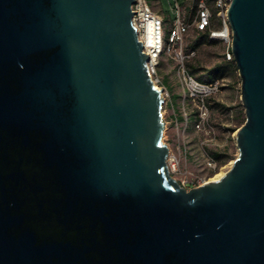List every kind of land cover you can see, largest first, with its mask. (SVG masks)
I'll use <instances>...</instances> for the list:
<instances>
[{
    "label": "water",
    "instance_id": "obj_1",
    "mask_svg": "<svg viewBox=\"0 0 264 264\" xmlns=\"http://www.w3.org/2000/svg\"><path fill=\"white\" fill-rule=\"evenodd\" d=\"M133 2L0 0V264H264V0L228 10L239 156L190 190L168 168L163 88ZM9 148L49 169L78 241L51 239L22 209Z\"/></svg>",
    "mask_w": 264,
    "mask_h": 264
},
{
    "label": "rangeland",
    "instance_id": "obj_2",
    "mask_svg": "<svg viewBox=\"0 0 264 264\" xmlns=\"http://www.w3.org/2000/svg\"><path fill=\"white\" fill-rule=\"evenodd\" d=\"M213 4V0H209ZM153 10L162 15L165 20L166 34L175 18L173 0H150ZM183 5L189 6L192 0H181ZM213 28H219V20H214ZM232 31V30H231ZM198 31L191 29L184 40V50L191 55L187 67L192 64L196 69L197 78L207 77L208 70L226 59L227 44L220 39L204 40L196 49H190L189 44L194 40ZM232 34V33H231ZM234 60V59H233ZM178 61L164 56L159 64L158 72L162 84L169 90L170 97L175 94V106L167 107L164 101L163 117L165 129L163 140L169 147V152L178 158L176 170H170L171 175L186 189L190 190L199 181L210 180L217 173H226L239 156L237 145V131L246 121L245 107L242 103L241 77L238 69L227 71L219 79L224 83L221 92L215 95L210 102V118L204 130L195 128L196 108L187 98L179 83ZM164 76L166 78L163 81ZM214 152L224 155L219 161L221 168L217 172L206 166L208 155ZM171 169V168H170Z\"/></svg>",
    "mask_w": 264,
    "mask_h": 264
},
{
    "label": "built area",
    "instance_id": "obj_3",
    "mask_svg": "<svg viewBox=\"0 0 264 264\" xmlns=\"http://www.w3.org/2000/svg\"><path fill=\"white\" fill-rule=\"evenodd\" d=\"M173 1L176 16L167 34L164 17L153 10L148 0H134L131 7L132 23L143 45V51L149 57L148 67L153 81L159 89L163 88L164 101H167L170 93L159 76L160 61L164 56L178 61L179 83L196 108L195 128L202 131L210 118L211 99L221 92L224 83L220 79L211 82L201 81L189 71L186 61L195 52L192 51L191 54L185 52L183 47L185 35L193 28L198 32L208 31L211 39H220L227 44L225 57L227 60H233L232 31L228 22V10L233 0H213V4L209 0H192L189 6L188 3L183 5L181 0ZM215 17L221 23L220 28H213ZM167 164L169 170H176L178 158L169 152ZM206 166L213 172L221 168L220 162L211 155L206 158ZM206 181L208 180L199 181L194 187H200ZM180 184L183 186V183Z\"/></svg>",
    "mask_w": 264,
    "mask_h": 264
},
{
    "label": "flooded vegetation",
    "instance_id": "obj_4",
    "mask_svg": "<svg viewBox=\"0 0 264 264\" xmlns=\"http://www.w3.org/2000/svg\"><path fill=\"white\" fill-rule=\"evenodd\" d=\"M7 153L9 159L16 160L15 162L21 161L18 188L29 190L28 193L22 195V198L26 197L23 200L22 209L25 212L31 211L32 221H36L38 225L48 230L51 239L78 241L81 237L80 234L67 230V226L62 223L63 214L55 205L59 195L55 191L57 190L56 184L49 169L45 171L38 156L25 149L9 148Z\"/></svg>",
    "mask_w": 264,
    "mask_h": 264
},
{
    "label": "trees",
    "instance_id": "obj_5",
    "mask_svg": "<svg viewBox=\"0 0 264 264\" xmlns=\"http://www.w3.org/2000/svg\"><path fill=\"white\" fill-rule=\"evenodd\" d=\"M148 1L150 2V0ZM214 20H216V17L213 19V22ZM208 39H211L209 37L208 31L198 32L194 40L189 44V48L196 49L204 40ZM188 69L192 74H195L197 71V69L192 64L189 65ZM237 69L238 68L234 60L225 59L224 62H221L220 64H217L214 68L209 69L207 77H201L198 79L205 82H211L219 79V76H223L225 72L236 71ZM244 122L245 120L243 121V123ZM213 157L220 161L224 157V155L218 152H214Z\"/></svg>",
    "mask_w": 264,
    "mask_h": 264
},
{
    "label": "crops",
    "instance_id": "obj_6",
    "mask_svg": "<svg viewBox=\"0 0 264 264\" xmlns=\"http://www.w3.org/2000/svg\"><path fill=\"white\" fill-rule=\"evenodd\" d=\"M220 25H219V28H220V26H221V23H219ZM165 80H166V78H165V76H164V79H163V81L165 82ZM175 94H172V96H171V98L167 101V107L168 108H173L174 106H175Z\"/></svg>",
    "mask_w": 264,
    "mask_h": 264
},
{
    "label": "bare ground",
    "instance_id": "obj_7",
    "mask_svg": "<svg viewBox=\"0 0 264 264\" xmlns=\"http://www.w3.org/2000/svg\"><path fill=\"white\" fill-rule=\"evenodd\" d=\"M224 175H225V173H217V174L215 175V177L211 178L209 181H206V183H208V182H212V181H217V180H219L220 178H222ZM206 183H205V184H206ZM187 190H188V189H187Z\"/></svg>",
    "mask_w": 264,
    "mask_h": 264
}]
</instances>
